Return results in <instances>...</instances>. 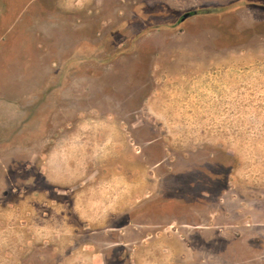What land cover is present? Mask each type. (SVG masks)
<instances>
[{"label": "rangeland", "instance_id": "374dc122", "mask_svg": "<svg viewBox=\"0 0 264 264\" xmlns=\"http://www.w3.org/2000/svg\"><path fill=\"white\" fill-rule=\"evenodd\" d=\"M0 5V264H264V0Z\"/></svg>", "mask_w": 264, "mask_h": 264}, {"label": "crops", "instance_id": "0c3cea01", "mask_svg": "<svg viewBox=\"0 0 264 264\" xmlns=\"http://www.w3.org/2000/svg\"><path fill=\"white\" fill-rule=\"evenodd\" d=\"M17 16V10H10L9 8H4L3 5H0V30L2 32V34L0 33L1 39H5L8 28L10 25L12 26L15 24Z\"/></svg>", "mask_w": 264, "mask_h": 264}, {"label": "trees", "instance_id": "16d2710c", "mask_svg": "<svg viewBox=\"0 0 264 264\" xmlns=\"http://www.w3.org/2000/svg\"><path fill=\"white\" fill-rule=\"evenodd\" d=\"M210 11H211V10H209L208 12L205 11V12L203 13V15L209 14ZM224 176H225V175H224ZM224 179H226V180H224V182L218 187L219 190H223V189L225 188V186H226V183H227V176H225ZM203 198L205 199V196H204ZM197 200H198V199H197Z\"/></svg>", "mask_w": 264, "mask_h": 264}, {"label": "water", "instance_id": "95a60500", "mask_svg": "<svg viewBox=\"0 0 264 264\" xmlns=\"http://www.w3.org/2000/svg\"><path fill=\"white\" fill-rule=\"evenodd\" d=\"M190 15V13H185L184 15H183V17H182V19L184 20L186 17H188Z\"/></svg>", "mask_w": 264, "mask_h": 264}]
</instances>
